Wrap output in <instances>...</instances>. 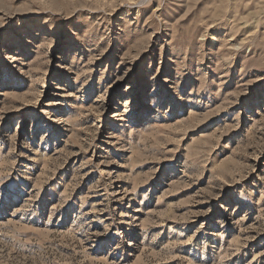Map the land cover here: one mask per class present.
Returning <instances> with one entry per match:
<instances>
[{
  "label": "rangeland",
  "instance_id": "1",
  "mask_svg": "<svg viewBox=\"0 0 264 264\" xmlns=\"http://www.w3.org/2000/svg\"><path fill=\"white\" fill-rule=\"evenodd\" d=\"M0 264H264V0H0Z\"/></svg>",
  "mask_w": 264,
  "mask_h": 264
}]
</instances>
